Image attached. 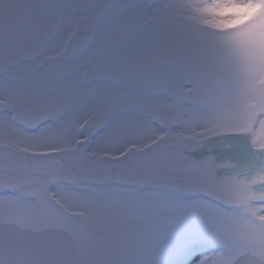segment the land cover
I'll return each mask as SVG.
<instances>
[{
	"label": "snow or ice",
	"instance_id": "snow-or-ice-1",
	"mask_svg": "<svg viewBox=\"0 0 264 264\" xmlns=\"http://www.w3.org/2000/svg\"><path fill=\"white\" fill-rule=\"evenodd\" d=\"M0 264H264V0H0Z\"/></svg>",
	"mask_w": 264,
	"mask_h": 264
}]
</instances>
